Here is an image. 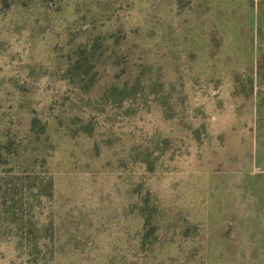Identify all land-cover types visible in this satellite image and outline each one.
<instances>
[{
	"label": "rangeland",
	"instance_id": "obj_1",
	"mask_svg": "<svg viewBox=\"0 0 264 264\" xmlns=\"http://www.w3.org/2000/svg\"><path fill=\"white\" fill-rule=\"evenodd\" d=\"M254 8L0 0V264H264ZM86 41L103 56L83 84Z\"/></svg>",
	"mask_w": 264,
	"mask_h": 264
},
{
	"label": "trees",
	"instance_id": "obj_2",
	"mask_svg": "<svg viewBox=\"0 0 264 264\" xmlns=\"http://www.w3.org/2000/svg\"><path fill=\"white\" fill-rule=\"evenodd\" d=\"M249 1L250 5L256 9V18L258 19L260 16V25H264V22H262V17L264 16V4H262V1L260 3H257L256 0ZM102 56L103 54H98L96 51V42L86 41L81 44V49L79 52H76L73 64L68 68L69 72L73 73L71 78L74 81L83 84L88 77L92 80L94 76L92 69L96 66ZM141 83V80H139L136 82L127 81L123 84H111L108 86L106 93L108 94L109 92V99L111 101L123 103L136 97ZM143 88H146V86L143 85ZM28 245H32L38 249L44 247L46 244L43 242L42 237H39L34 244H31L28 239Z\"/></svg>",
	"mask_w": 264,
	"mask_h": 264
}]
</instances>
